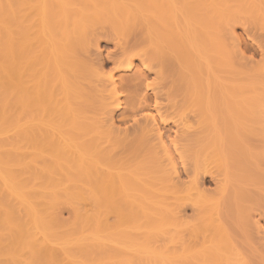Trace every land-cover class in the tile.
I'll use <instances>...</instances> for the list:
<instances>
[{"label":"bare ground","instance_id":"1","mask_svg":"<svg viewBox=\"0 0 264 264\" xmlns=\"http://www.w3.org/2000/svg\"><path fill=\"white\" fill-rule=\"evenodd\" d=\"M244 154L264 174V0H0V264L237 255Z\"/></svg>","mask_w":264,"mask_h":264},{"label":"rangeland","instance_id":"2","mask_svg":"<svg viewBox=\"0 0 264 264\" xmlns=\"http://www.w3.org/2000/svg\"><path fill=\"white\" fill-rule=\"evenodd\" d=\"M236 33L239 35L240 34L242 35L243 34L242 27L237 26ZM122 40H124V39L122 38ZM122 40H120L121 43L123 42ZM107 41L108 40L101 39V41L99 43L100 44L99 49L101 50V53H105L106 50H107V52L109 50L110 51L112 50V48H113L112 46H114L113 42L112 41L107 42ZM116 123H117V125L121 126V122L119 123V120L116 121ZM247 129L249 130V128H247ZM258 135H256L257 138L259 137ZM251 136H253L254 138L256 137L255 135H253V133ZM253 137H251V138L253 139ZM124 155L126 156V158L129 157L127 155V153ZM125 156H123V157H125ZM239 158L241 160L242 165L236 163L233 165V167L229 166V168H228L230 171L233 172L232 177L234 178V182L227 189L229 195H228L227 200H226V207H227V211H228L227 212V215H228V219H227L228 223L227 224L229 226V229L231 230V235L234 238V240L233 239L232 240H233V242L235 241V245H237V248L235 250L236 251L238 250L239 255H238V252H237V255H232V254L229 255L226 252L223 253L222 251H220L221 253H218V251H217V252H215V256L211 257V255H210L209 257L212 258V259L210 258V260H214V261H212V263L215 262L217 264H252V263L253 264L254 263L255 264H264V260L261 259L260 257L256 256V253H255V255L253 253L254 249L260 248L261 241L259 240V238L261 237V234H259V235L257 234L256 227H255V230L252 231V227L255 226L254 222L255 221L257 222V219L259 217H260L258 220L259 224L262 226L264 225V192H263L264 191V174H261L260 172L257 173V172L251 171V169L252 170L255 169V165L253 166L250 162H248L246 160L247 154L241 155V157H239ZM235 165H236V167H235ZM230 167H231V169H230ZM253 174L257 175V180L260 179L259 184H258V181L256 182V176L253 178L255 180L252 179V182H251V179L249 177ZM209 178L210 177H206L205 188L208 190H213V188H214L213 182H212L211 178L210 179ZM253 181H255L256 183ZM254 183H255V185H254ZM258 186L260 187V189H257ZM256 191H258V192H256ZM262 193H263V195H262ZM215 197L216 196L214 194H212L211 200H213V198H215ZM217 197H218V195H217ZM70 209L71 208L69 206H66V205L59 207V218H60V221L62 223L68 224L71 221H73L74 216L72 215V209L71 210ZM187 214L190 215V212L188 211ZM246 214H247V217L251 216V218H247V221L249 219L248 223L246 222L245 219L243 222V218H246ZM106 223L108 226L112 227L114 225V223L116 224L117 222H116L115 218L110 216L108 218V220L106 221ZM245 224H246V226H245ZM249 225L250 226L252 225V227L250 228ZM250 232L251 233L254 232V233L250 234ZM254 237H255V240H254ZM256 245H257V247H256ZM250 249L253 252H250L251 251ZM212 255H214V254L212 253ZM239 256H240V258H239ZM252 258H254V259H252ZM171 259L172 258H167V260L165 259L166 262L164 264H174L175 260L173 263H171L172 262V261H170ZM232 259H237V261H234ZM242 260H244L245 262ZM177 264H179V263H177Z\"/></svg>","mask_w":264,"mask_h":264}]
</instances>
